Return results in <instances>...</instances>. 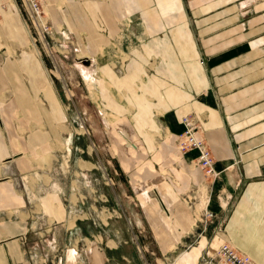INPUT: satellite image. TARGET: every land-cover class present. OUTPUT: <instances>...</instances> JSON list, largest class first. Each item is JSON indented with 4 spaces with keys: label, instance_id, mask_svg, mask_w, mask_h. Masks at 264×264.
Returning a JSON list of instances; mask_svg holds the SVG:
<instances>
[{
    "label": "crops",
    "instance_id": "0c3cea01",
    "mask_svg": "<svg viewBox=\"0 0 264 264\" xmlns=\"http://www.w3.org/2000/svg\"><path fill=\"white\" fill-rule=\"evenodd\" d=\"M48 1L53 20L66 21L78 51L89 53L88 66L77 64L83 67L81 76L100 93L104 111L125 120L122 133L134 153L128 154L127 144L120 146L121 172L131 175L136 161L153 154V169L145 167L134 190L141 200L148 196L150 211L141 201L140 207L159 250L166 255L194 238L191 247L170 255L169 264H195L224 241L264 264V0ZM57 3L64 8H56ZM0 14V53L9 48L2 40L7 35L18 41L10 44L15 52L22 49L19 57L0 64V98L4 94L11 100L6 108L23 111L26 127V135L18 138L7 111L1 113L0 182H8L12 169L2 162L29 168L28 153L67 157L74 135L43 61L23 49L28 37L15 6L7 3ZM112 45L113 60L102 52ZM37 97L43 102L36 103ZM185 115L197 121L214 158L218 176L212 183L197 166L196 151L177 148ZM46 180L40 188L0 187V196L11 197L10 203H0V264L79 259L73 210L64 202L71 201L72 180L56 173ZM196 184L203 185L206 210L214 216L201 226L179 196ZM36 219L43 220L46 234L35 228ZM52 229H62L63 240L69 239L62 254L50 253L61 242ZM105 245L112 250L118 242L108 239ZM85 252L89 264L107 261L97 244Z\"/></svg>",
    "mask_w": 264,
    "mask_h": 264
},
{
    "label": "rangeland",
    "instance_id": "374dc122",
    "mask_svg": "<svg viewBox=\"0 0 264 264\" xmlns=\"http://www.w3.org/2000/svg\"><path fill=\"white\" fill-rule=\"evenodd\" d=\"M40 1L43 20L49 27V32L45 34V37H38L19 0L17 2L2 0L0 4L5 2L3 3L5 6H0V8L5 10L7 3L15 6L23 30L28 37V44L23 49L31 51L35 57L42 60L45 70L53 78L67 113V123L75 142L73 141L72 147L67 151L70 153L67 157L62 154L52 158L49 156L33 158L28 153L29 158H26L30 162L29 168H20L15 164L2 162L1 166L7 168L8 171L12 169V173L10 174L11 179L8 182L5 181L7 183L0 182V187H15L18 190H24L26 187L40 188L47 182V177L55 173L64 176V179L68 181L72 180L71 201L65 199L64 202L71 203L73 210L71 220L75 222L77 231L72 240L80 251L79 259L75 262L69 261L67 264H89L85 250L94 244H97L99 251L107 257L105 264H169L170 255L191 247L194 238L189 237L181 244L171 247L166 255L159 250V245L140 207L141 201L143 206L150 211L147 203L148 196L143 195L141 200V195L134 190V187L140 185L143 180L145 167L153 169L150 163L153 154L149 155L148 160L136 161L135 172L131 175L121 172L116 162L117 153L121 152L120 146L127 144V151H130L128 154L134 153V148L127 143L128 140L122 133L125 120L116 114L104 111V105L102 106L104 100L102 101L100 93L91 88L93 84L90 79L86 80L81 76L83 67H78L80 64L88 66L86 59L89 53L78 51L73 34L67 29V22L54 21L49 1ZM64 6L58 3L55 5L58 9H63ZM2 40L6 43L4 46L9 47H4L0 53V64L3 65L6 58H12L17 54L19 57L22 49L19 52L14 51L13 45L10 44L12 40L16 43L18 41L9 35L3 36ZM115 48L114 45L111 48L103 47L102 52L109 54L112 60L117 59ZM117 94L114 92L115 96ZM35 102L40 104L43 99L37 97ZM10 103L11 100L5 98L3 94L0 98V115L5 110L7 111V123L14 127L18 138H22L26 135L24 113L19 108H6ZM3 133L6 134L4 130ZM137 140L134 135L133 142ZM141 150L144 151V149ZM79 161H82L80 165L83 170L78 169ZM162 184L159 183L154 187L160 190ZM147 187L153 188L148 185ZM179 196L193 213L197 224L200 226L204 224L203 217L207 210L204 208L206 198L203 185L196 184L181 192ZM35 199L37 196L33 198V201ZM10 200L9 196H0V203H10ZM163 208L165 209L162 205V213L166 216ZM208 218L214 219L213 214ZM34 225L35 228H41V234L47 233L43 230L45 225L43 220L36 219ZM216 225L221 228L222 220H217ZM52 233L57 235V239L61 242L52 245L50 253L62 254L67 248L66 244L69 239L68 241L63 240L65 233L62 229H52L50 234ZM79 239L80 241L76 242ZM108 239L118 242V247L109 250L105 245Z\"/></svg>",
    "mask_w": 264,
    "mask_h": 264
},
{
    "label": "built area",
    "instance_id": "2783aa9c",
    "mask_svg": "<svg viewBox=\"0 0 264 264\" xmlns=\"http://www.w3.org/2000/svg\"><path fill=\"white\" fill-rule=\"evenodd\" d=\"M17 2V0H12ZM26 11L28 19L31 21L38 37H45L49 32V27L43 20V11L40 0H19ZM2 2L0 6L4 7ZM36 39L34 38V41ZM183 131L178 135L177 148L181 152L194 150L197 153L196 164L201 169L204 178L213 180L217 178L218 172L214 170V158L209 150L205 140L199 135V126L197 121L190 115L182 117ZM204 208H206L204 206ZM212 214L205 211L204 223ZM219 229V228H217ZM197 264H256L252 258L235 248L229 242H221L217 249L211 253H202Z\"/></svg>",
    "mask_w": 264,
    "mask_h": 264
},
{
    "label": "bare ground",
    "instance_id": "6f19581e",
    "mask_svg": "<svg viewBox=\"0 0 264 264\" xmlns=\"http://www.w3.org/2000/svg\"><path fill=\"white\" fill-rule=\"evenodd\" d=\"M207 144V143H206ZM208 146V145H207ZM209 148V147H208ZM210 150V149H209Z\"/></svg>",
    "mask_w": 264,
    "mask_h": 264
}]
</instances>
